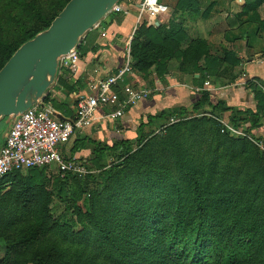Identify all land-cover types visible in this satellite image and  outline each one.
<instances>
[{"label":"rangeland","instance_id":"rangeland-1","mask_svg":"<svg viewBox=\"0 0 264 264\" xmlns=\"http://www.w3.org/2000/svg\"><path fill=\"white\" fill-rule=\"evenodd\" d=\"M67 1L42 0L38 5V12H43L40 21L29 6L4 0L0 14H4L6 22L0 25V33L10 40L15 38L16 29L42 33ZM242 2L239 0V4ZM254 3L258 4L257 8L247 10L248 5ZM181 4L183 10L186 2ZM225 13L232 14L226 23L231 31L225 41L232 49L223 50L220 75H225V79L218 84L232 88L242 74L243 63H264V0H244L239 10L234 8L231 12L229 8ZM231 57L235 60L232 63ZM169 68L175 73L171 64ZM226 68L233 71L227 74ZM153 71L154 66L148 68V75ZM242 84L254 93L255 109L261 110L255 94L258 91L264 96V82L252 78ZM127 86L144 90L132 83ZM187 109L189 114L184 118L170 119L159 128L143 129V141L132 146L126 164L114 154L106 153L109 167L120 165L115 174L89 171L92 177H76L61 176L54 169H23L11 176L0 191V264H140L137 248L147 243L140 241L142 235L138 229L134 230L131 245L122 244L113 250L108 244L110 234L99 235L97 227L107 224L117 229V222L130 219L127 214L135 203L142 204L149 199L158 200L163 205L161 208L167 209L166 205L176 203V199L168 200L170 196L179 192L187 201H193L198 195L201 206L218 204L223 219L229 217L228 210L232 212L231 218L246 210L243 222L255 227L262 240L260 245L247 251L248 264H264V134L260 132L264 115L260 127L248 133L247 124L240 123L234 128L228 113L215 116L209 108L198 113H192L191 106ZM5 128L0 122V143ZM135 132L130 139L139 136L138 131ZM84 164L87 167V163ZM93 214L97 216L96 221ZM140 215L139 221L143 217L142 213ZM154 224L149 244L155 238ZM231 225H234L232 219ZM195 231L192 230L193 235ZM207 233L212 237V232ZM240 244L247 241L241 240ZM161 249L166 251L164 254L186 251L168 242ZM207 250L205 245L202 251L207 253ZM225 255L221 254L220 264L227 261ZM150 260L144 264H161L155 258Z\"/></svg>","mask_w":264,"mask_h":264},{"label":"crops","instance_id":"crops-1","mask_svg":"<svg viewBox=\"0 0 264 264\" xmlns=\"http://www.w3.org/2000/svg\"><path fill=\"white\" fill-rule=\"evenodd\" d=\"M184 1L186 7L181 10L175 8L177 0H159L167 7V12L158 16L154 26L151 27L168 29L169 22L173 21L178 24L185 38L182 49L189 48L186 60L190 62L181 68L182 57L178 51H174L169 59L160 62L167 69L162 78H158L154 71L148 75V73L131 70V73L126 75L123 82L119 84L121 96H123L122 88L132 83L148 92L146 100L128 107L123 117L115 121L99 120L91 127L76 132L61 149L65 157L90 163V150L72 151L75 140L86 139L97 144L111 145L117 139H130L140 127L147 128L148 116H154L164 109L175 107L188 110L189 106L193 107L200 99L204 91L208 93L212 104L222 102L227 107L238 110H255L254 93L243 87L242 83L252 78L264 82V63L253 64L251 61L240 64L242 74L238 75L236 86L232 88L221 87L218 84L219 81L225 79V75H220V65L223 63V50L228 46L225 41L228 40L227 35L231 31L230 27L226 28V23L232 14L225 12H228L229 8L231 12L234 8L239 10L243 7L244 0H242L243 4H239V0ZM122 3L125 7L120 23L114 22L99 28L97 26L86 34L83 41L84 52L79 51L77 73L70 75L68 72H62L45 92L43 98L47 96L53 100L58 109L55 110L50 103L45 106H49L63 118L74 113L77 97L88 92L90 83L104 79L123 67L127 46L129 45L130 48L138 28L145 25L146 18L144 17L140 26L135 28L138 5L135 0H124ZM225 5L226 8H224ZM164 42L169 43L167 40ZM248 45L246 48L250 49ZM229 48L232 49V46L227 47ZM194 49L197 50L194 51ZM238 54L241 55V53ZM169 61L171 63L168 64ZM170 64L174 67L175 73L169 68ZM230 71L233 70L226 68L227 74ZM65 75L71 78V83H68L70 91L61 87L57 82L59 77ZM242 79L245 80L242 82ZM1 123L6 126L4 121ZM262 124L260 132L264 134V123ZM3 131L2 129V134Z\"/></svg>","mask_w":264,"mask_h":264},{"label":"trees","instance_id":"trees-1","mask_svg":"<svg viewBox=\"0 0 264 264\" xmlns=\"http://www.w3.org/2000/svg\"><path fill=\"white\" fill-rule=\"evenodd\" d=\"M41 1L42 0H14L15 3H20L23 7L29 6L31 10L34 11L33 14H36V18L40 21L43 19L41 17L43 12H38V5H40ZM3 2L4 0H0V5ZM183 2L184 0H177L175 8L182 10L181 3ZM257 5L256 3L249 4L247 10H255ZM60 11L51 18L50 23L44 27V30L50 26L51 22ZM122 18V12L111 13L99 23L97 28L103 25H110L114 22L120 23ZM4 21V14H0V25H4L6 22ZM16 31L17 33L13 40L5 38L6 35L0 33V70L22 44L33 39L37 34L36 31L21 32L17 29ZM84 39L85 37L80 41L77 47L78 53L79 51L84 52ZM166 40L169 43H165L164 41ZM184 40L185 38L180 31L179 25L173 21L169 22L168 29L164 27L155 28L151 26L146 27L145 25L140 26L130 45L131 70H135L139 73H148V68L154 66L156 76L162 78L167 69H165L164 64L160 62L169 59L174 51L180 53L182 57L180 66L181 68L184 67L190 62L186 60L189 48L182 49ZM195 50L197 49H194V51ZM233 61L235 60L231 57L230 62L232 63ZM57 82L61 87L70 91L68 83H71V78L66 75L61 76L57 79ZM257 92L255 94V97L258 99L257 107H262L261 110L257 108L255 110H238L236 108L227 107L222 102L212 104L208 93L204 91L201 93L200 99L193 105L191 112L198 113L205 108H209L211 114L215 116L228 113L229 122L234 128H237L240 123L247 124V132L250 133L252 130H256L260 127V120L264 115V96H261L260 92ZM258 94H260V96ZM42 103H50L55 110L58 109L56 103L47 96L43 98ZM188 114V110L182 107L164 109L154 116H148L147 126L159 128L170 119L184 118ZM138 134L139 136L135 139H117L112 142L111 145L97 144L86 139L75 140L72 151L77 152L82 149L90 150L91 158L90 163H87L88 171H100V175L115 174L117 167L120 165L109 167L106 153L114 154V157L123 159L122 162L126 164L129 160V153L132 146L143 141V127L139 128ZM107 167H109V169ZM185 173L187 177L190 176L187 169ZM14 174L15 173H12L3 179L0 183L1 189L7 185L10 177ZM90 175V173L86 174L87 177H92V175ZM187 182L188 181H186V183ZM188 190L189 188L187 187L186 191ZM188 197L190 198L189 195ZM173 199H176V203L174 205H166L168 207L167 209H164L165 206L161 208L163 205H160L161 202L158 200L149 199L142 204L135 203V207L130 209L131 213L127 214V218H130L128 221L123 222L122 220L117 222V229H111L107 224H104V227L96 226L97 231H99L98 234L103 232L110 234L108 244L115 250L114 248H118L122 244L131 245L134 239L133 236L136 234L134 230L138 229L142 235L140 241H146L147 243H145L146 246H139L137 248V253H139V258L141 259L140 264H144L149 261V259L153 260L154 258L158 262L161 261V264H164L165 260L168 264H220L218 260L221 254H226L225 256L227 259V261L222 264H248L247 251H251L254 247H257L258 244L260 245L262 240L261 237L256 234L255 227L243 222L242 219L246 214V210H243L236 217L234 215L232 218L230 216L232 212L228 210L227 213L229 217L223 219L218 210L219 208H217L219 206L218 204L213 207L201 206L202 203L197 200L198 195L193 201H187L182 198V194L179 192L174 197L170 196L168 200ZM204 210H206V212ZM160 211L163 213L158 214ZM140 213H142L143 217L142 220L139 221L141 216ZM93 216L96 221L97 216L95 214H93ZM231 219L234 223L233 226L231 225ZM153 224L154 227H156V233H154L155 238L153 242L149 244L148 239L151 236ZM192 230H196V234L193 235ZM207 232H212V237H210ZM234 234L236 236H234ZM241 240H246L247 244L241 245ZM165 242L180 245L186 248V251H184V254H164L166 251H163L164 249L160 251L159 248H164ZM228 244L231 248H226ZM205 245L208 247L207 253H203L202 251ZM156 247H158L157 251ZM42 262L49 263V261L45 260H42ZM129 262L132 263L133 261L131 260Z\"/></svg>","mask_w":264,"mask_h":264},{"label":"built area","instance_id":"built-area-1","mask_svg":"<svg viewBox=\"0 0 264 264\" xmlns=\"http://www.w3.org/2000/svg\"><path fill=\"white\" fill-rule=\"evenodd\" d=\"M124 7L120 0L108 15L115 12L123 14ZM166 12L167 7L159 0H141L137 5L135 28L140 26L144 17L146 26H154L157 17ZM77 47L59 58L57 76L62 72L70 75L77 73ZM130 73L131 57L128 45L123 67L104 79L90 83L88 92L77 97L74 113L65 120L55 118L47 110L50 107L45 106L42 101L15 116L0 146V183L8 175L23 169H54L61 176L84 177L88 174L84 163L65 157L61 149L76 132L91 127L99 120L115 121L123 117L128 107L146 100V90H136L128 86L122 88L121 96L119 84Z\"/></svg>","mask_w":264,"mask_h":264},{"label":"water","instance_id":"water-1","mask_svg":"<svg viewBox=\"0 0 264 264\" xmlns=\"http://www.w3.org/2000/svg\"><path fill=\"white\" fill-rule=\"evenodd\" d=\"M119 1L69 0L45 31L14 52L0 70V122L6 124L2 139L15 116L42 100L57 77L59 58L76 48Z\"/></svg>","mask_w":264,"mask_h":264}]
</instances>
